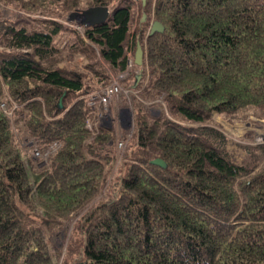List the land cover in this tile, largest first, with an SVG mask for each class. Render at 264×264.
I'll return each mask as SVG.
<instances>
[{
  "label": "trees",
  "instance_id": "1",
  "mask_svg": "<svg viewBox=\"0 0 264 264\" xmlns=\"http://www.w3.org/2000/svg\"><path fill=\"white\" fill-rule=\"evenodd\" d=\"M0 2L25 12L0 17V264H264V142L237 162L211 124L264 118V0H139L134 29L132 0ZM92 5L112 8L106 22L66 21ZM138 41L143 64L119 78L141 74L134 138L108 182L116 137L90 94ZM21 125L61 141L46 166L19 145ZM84 208L63 253L52 236Z\"/></svg>",
  "mask_w": 264,
  "mask_h": 264
},
{
  "label": "rangeland",
  "instance_id": "2",
  "mask_svg": "<svg viewBox=\"0 0 264 264\" xmlns=\"http://www.w3.org/2000/svg\"><path fill=\"white\" fill-rule=\"evenodd\" d=\"M134 4V14H133V26L134 29L136 27L137 20L141 19L143 14L140 6L139 0H132ZM0 17H15V13L24 14V11L19 10L15 6L8 3L0 2ZM74 10V9H73ZM70 13V12H69ZM68 13V14H69ZM31 16H44L39 12L31 13ZM67 19V16H66ZM69 23H73V25L78 26V28L82 29V25H78L77 21H68ZM76 23V24H75ZM129 55L134 59L135 52L130 51ZM87 60L82 56H77L75 60H65L60 61V65H66L68 67H74L76 65H83ZM138 73L137 68L129 69L127 76H131V74ZM115 76V75H114ZM114 79H112L113 81ZM131 79H129L130 82ZM111 81V82H112ZM110 82V83H111ZM135 84V83H134ZM102 85H98L96 90H101ZM141 88H136V86L127 85L124 82H121V91L115 95L111 101L104 107L100 109L102 111L103 122L106 125L113 127L114 135L116 137V152L118 154L117 162L115 167H113L111 174L109 175L108 182L111 180L113 176H115V172L117 170V166L124 158L126 149L128 147V143L133 141L134 135V113H133V100L132 97L136 96L141 98L139 92ZM95 93V91H94ZM90 94V93H89ZM91 95V94H90ZM160 102L164 103L162 99ZM152 112H159L160 108L156 105L152 106ZM243 117H237L234 119L229 118L226 115L219 114L218 112H214L213 120L211 121L213 125L221 129L228 137V149L231 153L232 158L237 162H243L248 158L249 152L246 145H255L264 142L258 141L257 137H264V118L258 116V113L254 109H246L243 111ZM15 132L17 133L18 143L23 148L26 149L29 156L32 157L34 162L38 166H46L49 156H37L34 154L35 149L39 148L43 150V144L38 142V139L32 136L30 133L26 131L23 125L20 126L18 130L17 127L14 126ZM119 141H123L124 145L118 146ZM105 189L97 196L99 199L103 196ZM94 200V201H95ZM89 206V205H88ZM87 208V207H86ZM86 208L77 211L71 220L67 222V226L64 229H57L54 235L52 236L53 242L57 243L60 246H63V253L67 249L69 237L71 235V229L76 222V220L86 211ZM63 256V255H62Z\"/></svg>",
  "mask_w": 264,
  "mask_h": 264
},
{
  "label": "water",
  "instance_id": "3",
  "mask_svg": "<svg viewBox=\"0 0 264 264\" xmlns=\"http://www.w3.org/2000/svg\"><path fill=\"white\" fill-rule=\"evenodd\" d=\"M145 4L146 0H142ZM112 13V8L109 5H92L83 8H75L67 15L68 21H77L79 24L84 26H91L106 22ZM147 14L144 13L142 19H146ZM164 28L163 24L159 20H153L150 25L149 33L155 31H162ZM134 62L137 65H142L144 62V49L140 41L137 42V47L134 55ZM141 74H138L134 86H137ZM152 162L159 165H165L164 160L161 157L152 159Z\"/></svg>",
  "mask_w": 264,
  "mask_h": 264
},
{
  "label": "built area",
  "instance_id": "4",
  "mask_svg": "<svg viewBox=\"0 0 264 264\" xmlns=\"http://www.w3.org/2000/svg\"><path fill=\"white\" fill-rule=\"evenodd\" d=\"M133 64H134L133 58L129 55L127 70L121 73L120 75L114 76L113 78L114 80L111 83L103 86L101 90H97L95 93H92L90 95L89 103L91 105L100 104L106 106L111 101V98L117 95L121 91V82L119 78L126 76L128 74L129 69L132 68ZM257 140L263 141L264 137L263 136L257 137ZM42 144H43V148H42L43 150L37 148L35 149L34 154L37 156L48 157L51 154H53L58 149V147H60L61 141L57 140L49 144L46 143H42ZM123 145L124 142L119 141L118 146L122 147Z\"/></svg>",
  "mask_w": 264,
  "mask_h": 264
},
{
  "label": "crops",
  "instance_id": "5",
  "mask_svg": "<svg viewBox=\"0 0 264 264\" xmlns=\"http://www.w3.org/2000/svg\"><path fill=\"white\" fill-rule=\"evenodd\" d=\"M112 98H113V97H112ZM112 98H111V99H112Z\"/></svg>",
  "mask_w": 264,
  "mask_h": 264
}]
</instances>
